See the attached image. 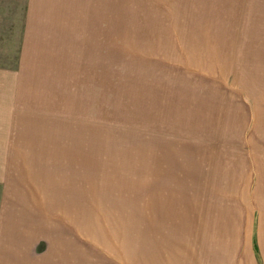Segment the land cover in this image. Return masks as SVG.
Segmentation results:
<instances>
[{"label":"rangeland","instance_id":"1","mask_svg":"<svg viewBox=\"0 0 264 264\" xmlns=\"http://www.w3.org/2000/svg\"><path fill=\"white\" fill-rule=\"evenodd\" d=\"M0 3L28 110L8 172L70 224L75 264H199L261 215L264 0H54L22 61L23 0Z\"/></svg>","mask_w":264,"mask_h":264},{"label":"crops","instance_id":"2","mask_svg":"<svg viewBox=\"0 0 264 264\" xmlns=\"http://www.w3.org/2000/svg\"><path fill=\"white\" fill-rule=\"evenodd\" d=\"M53 4L54 0H23L20 61L25 55L29 57L31 36L28 32L36 25L39 28L43 15L53 13ZM3 7L0 3V10ZM21 76L22 70L0 67V264H75L76 243H72L70 224L53 217V205L49 206L50 210L41 205L45 198H38L37 188H25L34 184L22 182V175L16 177L8 172L12 167L7 160L22 152L15 150L20 147L16 134L28 111L12 109L11 96L16 95L17 87L14 81ZM259 201L261 215L229 216L221 228L225 236L221 240L216 239L220 229L214 230V241L209 251H204V261L200 257L199 264H264V197Z\"/></svg>","mask_w":264,"mask_h":264}]
</instances>
